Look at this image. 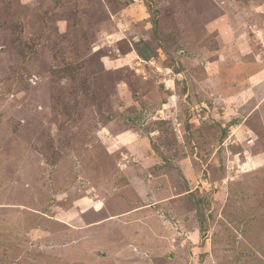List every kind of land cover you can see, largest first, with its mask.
I'll return each instance as SVG.
<instances>
[{
  "label": "rangeland",
  "instance_id": "obj_1",
  "mask_svg": "<svg viewBox=\"0 0 264 264\" xmlns=\"http://www.w3.org/2000/svg\"><path fill=\"white\" fill-rule=\"evenodd\" d=\"M261 70L264 0H0V264H264Z\"/></svg>",
  "mask_w": 264,
  "mask_h": 264
},
{
  "label": "crops",
  "instance_id": "obj_2",
  "mask_svg": "<svg viewBox=\"0 0 264 264\" xmlns=\"http://www.w3.org/2000/svg\"><path fill=\"white\" fill-rule=\"evenodd\" d=\"M263 75V70H261L260 72H258V74L254 75L253 77L260 78V76L263 77Z\"/></svg>",
  "mask_w": 264,
  "mask_h": 264
},
{
  "label": "trees",
  "instance_id": "obj_3",
  "mask_svg": "<svg viewBox=\"0 0 264 264\" xmlns=\"http://www.w3.org/2000/svg\"><path fill=\"white\" fill-rule=\"evenodd\" d=\"M123 177V176H122ZM126 182V179L124 180Z\"/></svg>",
  "mask_w": 264,
  "mask_h": 264
}]
</instances>
